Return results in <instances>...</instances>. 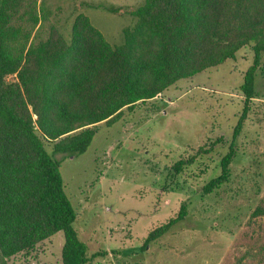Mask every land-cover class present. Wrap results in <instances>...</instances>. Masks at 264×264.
Instances as JSON below:
<instances>
[{
  "label": "trees",
  "instance_id": "1",
  "mask_svg": "<svg viewBox=\"0 0 264 264\" xmlns=\"http://www.w3.org/2000/svg\"><path fill=\"white\" fill-rule=\"evenodd\" d=\"M81 5L112 14L121 10ZM121 14L134 25L121 31L120 45L110 47L84 16L75 18L67 39L54 27L42 29L47 16L36 0H0V264L29 255L57 233L63 238L60 264H87L102 256L88 257L73 227L77 214L64 190L60 160L52 154L85 153L95 124L110 126L122 108L235 60L249 47L252 60L239 86L243 102L228 151L202 192L228 180L264 55V0H142ZM210 151L179 159L173 173ZM263 214L259 204L252 217ZM186 216L183 203L175 218L147 234L142 248Z\"/></svg>",
  "mask_w": 264,
  "mask_h": 264
},
{
  "label": "rangeland",
  "instance_id": "2",
  "mask_svg": "<svg viewBox=\"0 0 264 264\" xmlns=\"http://www.w3.org/2000/svg\"><path fill=\"white\" fill-rule=\"evenodd\" d=\"M141 1L36 0V8L46 13L44 30L54 27L68 39L81 15L115 47L121 31L134 25L121 13ZM81 3L121 10L112 14ZM251 60L245 47L235 60L122 108L110 126L95 124L85 153L52 154L60 160L64 190L77 214L73 227L88 257L104 253L87 264H264V214L252 217L257 205L264 208V55L228 180L202 192L219 174V160L228 151L243 102L239 86ZM210 148L180 174L173 173L176 161ZM46 149L52 153L50 145ZM183 203L187 216L143 249L147 234L175 218ZM62 242L57 233L9 264H60Z\"/></svg>",
  "mask_w": 264,
  "mask_h": 264
}]
</instances>
